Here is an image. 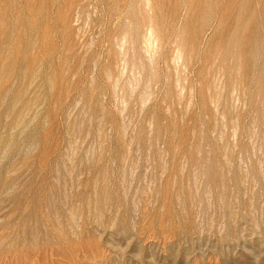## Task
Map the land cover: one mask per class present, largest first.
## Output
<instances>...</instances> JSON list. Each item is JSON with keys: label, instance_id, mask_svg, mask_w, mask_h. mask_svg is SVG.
Instances as JSON below:
<instances>
[{"label": "rangeland", "instance_id": "1", "mask_svg": "<svg viewBox=\"0 0 264 264\" xmlns=\"http://www.w3.org/2000/svg\"><path fill=\"white\" fill-rule=\"evenodd\" d=\"M0 264H264V0H0Z\"/></svg>", "mask_w": 264, "mask_h": 264}, {"label": "bare ground", "instance_id": "2", "mask_svg": "<svg viewBox=\"0 0 264 264\" xmlns=\"http://www.w3.org/2000/svg\"><path fill=\"white\" fill-rule=\"evenodd\" d=\"M152 19H153V17H152ZM152 19H151V20H152ZM151 20H150V21H151ZM149 23H150V22H149ZM152 24H153V23H152ZM156 27H157V26H156ZM151 28H152V27H151ZM151 31L153 32V30H151ZM151 31H150V33H151ZM153 34H154V33H153ZM151 36H152V35H151ZM148 38H149V37H148ZM153 38H154V37H152V39H153ZM150 39H151V38H150ZM146 41H147V40H146ZM148 41H149V39H148ZM148 41H147V42H148ZM151 42H152V41H151ZM153 43H154V41H153ZM148 44H149V42H148Z\"/></svg>", "mask_w": 264, "mask_h": 264}]
</instances>
